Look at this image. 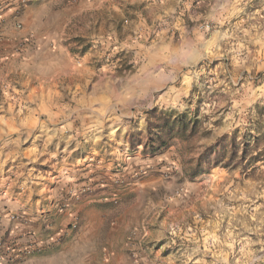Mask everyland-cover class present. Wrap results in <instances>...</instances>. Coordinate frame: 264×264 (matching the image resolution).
Here are the masks:
<instances>
[{
    "label": "rangeland",
    "instance_id": "rangeland-1",
    "mask_svg": "<svg viewBox=\"0 0 264 264\" xmlns=\"http://www.w3.org/2000/svg\"><path fill=\"white\" fill-rule=\"evenodd\" d=\"M7 37L0 201L33 251L53 230L94 245L78 264H264V0H0ZM162 115L197 137L148 153Z\"/></svg>",
    "mask_w": 264,
    "mask_h": 264
},
{
    "label": "crops",
    "instance_id": "crops-1",
    "mask_svg": "<svg viewBox=\"0 0 264 264\" xmlns=\"http://www.w3.org/2000/svg\"><path fill=\"white\" fill-rule=\"evenodd\" d=\"M11 12L10 10L8 14ZM5 30L6 26L1 29L3 32ZM12 39L9 37L0 38V54L7 53L13 47L14 41ZM6 64V62L2 63V65ZM0 73H3L2 69H0ZM20 206L14 202L6 201L4 203L0 201V264H78L80 258L82 261L92 258L93 244L87 243L78 246V244L72 243L59 247L60 244L56 242V235L52 237L53 230L47 231L45 238L38 239L39 242L36 243V249L33 251L29 247L30 238L27 237L30 234L29 231L34 229L30 228L31 225L30 227L27 226L25 219H12V215L15 213L30 216V211ZM59 236L61 234H58V238Z\"/></svg>",
    "mask_w": 264,
    "mask_h": 264
},
{
    "label": "trees",
    "instance_id": "trees-1",
    "mask_svg": "<svg viewBox=\"0 0 264 264\" xmlns=\"http://www.w3.org/2000/svg\"><path fill=\"white\" fill-rule=\"evenodd\" d=\"M151 116L153 119L156 118L154 112L151 113ZM158 122V125L149 122L147 133L149 144L145 147V150H147L148 153L155 154L161 150H165L172 146L177 140L189 142L196 138L199 132L197 131V122H190L187 116L183 115L174 118L162 115L158 119ZM140 145H143V143H140ZM237 145L239 144L234 136L230 138L224 137L218 140L216 145L208 148L203 154L200 159V165L204 166L203 168H207L208 170H210L214 165H218L222 162L227 167L231 166L235 161V154L238 151ZM227 148L230 149V154L234 156L228 158V160H226L225 157L228 153ZM255 148H257V145ZM261 155L262 154H258V156L253 157L252 161H259V156ZM196 174H198V172H194L192 176H195Z\"/></svg>",
    "mask_w": 264,
    "mask_h": 264
},
{
    "label": "built area",
    "instance_id": "built-area-1",
    "mask_svg": "<svg viewBox=\"0 0 264 264\" xmlns=\"http://www.w3.org/2000/svg\"><path fill=\"white\" fill-rule=\"evenodd\" d=\"M30 247L32 248L33 247V244H31Z\"/></svg>",
    "mask_w": 264,
    "mask_h": 264
}]
</instances>
